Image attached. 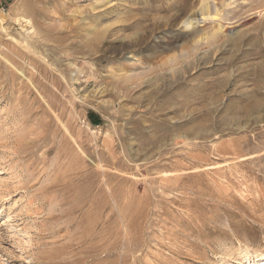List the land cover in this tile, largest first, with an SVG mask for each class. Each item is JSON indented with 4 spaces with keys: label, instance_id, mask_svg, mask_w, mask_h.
I'll use <instances>...</instances> for the list:
<instances>
[{
    "label": "rangeland",
    "instance_id": "1",
    "mask_svg": "<svg viewBox=\"0 0 264 264\" xmlns=\"http://www.w3.org/2000/svg\"><path fill=\"white\" fill-rule=\"evenodd\" d=\"M0 264H264V0H0Z\"/></svg>",
    "mask_w": 264,
    "mask_h": 264
}]
</instances>
